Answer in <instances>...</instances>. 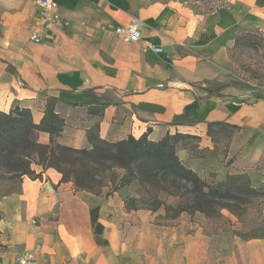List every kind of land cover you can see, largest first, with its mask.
<instances>
[{
	"label": "crops",
	"instance_id": "0c3cea01",
	"mask_svg": "<svg viewBox=\"0 0 264 264\" xmlns=\"http://www.w3.org/2000/svg\"><path fill=\"white\" fill-rule=\"evenodd\" d=\"M57 1L68 25L35 44L43 18L35 0H0V111L26 108L40 124L54 100L65 120L58 142L75 149L92 148L94 127L109 142L148 131L155 142L193 136L196 152L178 154L188 168L218 181L245 174L264 189V88L237 83L229 55L243 30L264 32V0H223L208 13L188 0ZM130 24L142 33L138 43L104 31ZM214 123L238 127L223 150ZM62 179L50 168L0 198V264H17L37 245L39 264H264V234L236 248L215 222L160 225L151 210L129 209L131 185L94 193Z\"/></svg>",
	"mask_w": 264,
	"mask_h": 264
},
{
	"label": "trees",
	"instance_id": "16d2710c",
	"mask_svg": "<svg viewBox=\"0 0 264 264\" xmlns=\"http://www.w3.org/2000/svg\"><path fill=\"white\" fill-rule=\"evenodd\" d=\"M54 106L55 101L50 100L40 124L34 122L32 112L26 108L18 106L9 113L0 111V183H9L12 187L2 197L20 193L25 176L42 180L50 168L63 175V182H73L76 189L94 193L99 192L93 184H101L97 179L100 173L120 169L123 175L114 190L134 182L143 186L153 184L170 195L187 198L179 213L200 212L209 218L216 217L221 210L238 215L242 205L262 194L263 189L253 187L245 174L228 175L223 181L213 182L184 165L177 153V143L193 136L168 134L155 142L149 140L148 131L139 139L130 136L119 142H109L101 139L94 127L88 133L91 149L63 146L58 138L64 130L65 120L55 113ZM216 126L234 132L238 130L236 126L214 123L210 124V133ZM41 132L49 134L48 144L39 142ZM34 166L41 167L42 171L38 173ZM113 183H116L115 178ZM176 191L183 192L179 196ZM161 205L157 204L151 210L156 211ZM2 219L0 213V221Z\"/></svg>",
	"mask_w": 264,
	"mask_h": 264
},
{
	"label": "rangeland",
	"instance_id": "374dc122",
	"mask_svg": "<svg viewBox=\"0 0 264 264\" xmlns=\"http://www.w3.org/2000/svg\"><path fill=\"white\" fill-rule=\"evenodd\" d=\"M199 12L208 13L212 8L221 6L223 0H188ZM232 62L231 75L233 79L248 87L257 86L264 88V32L258 30H243L235 39L234 46L229 52ZM234 134V131L227 128L216 126L214 129V140L217 145L216 148L223 150L228 146L229 140ZM181 147L192 149L196 152V140H184L177 153L181 155ZM123 175L120 169L105 171L98 175L97 179L100 183H94L96 191H102L113 178L116 183L113 187L118 185V179ZM200 176V175H199ZM208 181H218L214 175L200 176ZM117 184V185H116ZM103 185V186H102ZM12 187L9 183H0V198L2 194L10 190ZM172 190L171 192H174ZM180 193L179 196L181 195ZM262 194L253 199L251 203L242 205L238 210V215H234L227 210H221L216 217H206L200 212L190 214L188 212L179 213L178 211L185 206L187 202L186 197H175L155 185H140L139 182H134L130 187V197L127 199V206L129 209H148L151 210L153 206L162 204L156 211H153L154 220L160 225L170 226L174 222L184 221H212L216 225L213 228L215 232L228 233L231 238L232 246L238 248L235 242H242L245 239L257 235L264 234V189ZM175 194V193H174ZM171 209H166L167 207Z\"/></svg>",
	"mask_w": 264,
	"mask_h": 264
},
{
	"label": "built area",
	"instance_id": "2783aa9c",
	"mask_svg": "<svg viewBox=\"0 0 264 264\" xmlns=\"http://www.w3.org/2000/svg\"><path fill=\"white\" fill-rule=\"evenodd\" d=\"M35 2L42 10L43 18L40 27L31 33L30 40L35 44H40L42 41L40 34L42 32L51 30L57 24L62 23L64 25H68V23L63 20L60 12V5L57 0H35ZM104 31L109 37H118L126 43H138L142 40V33L135 24L104 28ZM147 45L156 52L161 51L160 48H157L149 43ZM41 251L42 247L37 245L33 250L20 254L17 257V264H39L37 257Z\"/></svg>",
	"mask_w": 264,
	"mask_h": 264
}]
</instances>
